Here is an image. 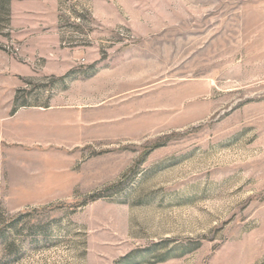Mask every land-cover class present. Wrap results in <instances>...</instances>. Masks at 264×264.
I'll use <instances>...</instances> for the list:
<instances>
[{
    "label": "rangeland",
    "instance_id": "1",
    "mask_svg": "<svg viewBox=\"0 0 264 264\" xmlns=\"http://www.w3.org/2000/svg\"><path fill=\"white\" fill-rule=\"evenodd\" d=\"M9 4L0 264H264V0H56L63 75Z\"/></svg>",
    "mask_w": 264,
    "mask_h": 264
},
{
    "label": "crops",
    "instance_id": "2",
    "mask_svg": "<svg viewBox=\"0 0 264 264\" xmlns=\"http://www.w3.org/2000/svg\"><path fill=\"white\" fill-rule=\"evenodd\" d=\"M11 36L21 43V54L44 60L43 73L63 75L70 69V55L58 46L54 31L56 0H10ZM6 70L17 76H26L28 67L14 61Z\"/></svg>",
    "mask_w": 264,
    "mask_h": 264
}]
</instances>
